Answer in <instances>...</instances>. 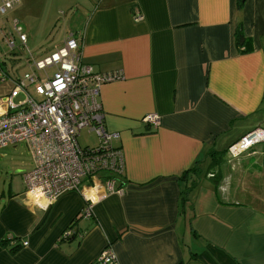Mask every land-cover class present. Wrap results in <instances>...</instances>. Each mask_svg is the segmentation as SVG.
<instances>
[{"label":"crops","instance_id":"crops-1","mask_svg":"<svg viewBox=\"0 0 264 264\" xmlns=\"http://www.w3.org/2000/svg\"><path fill=\"white\" fill-rule=\"evenodd\" d=\"M74 4L83 18L61 44L74 34L84 63L122 74L99 92L105 127L118 133L122 192L96 197L88 216L79 191L42 207L21 171L0 190V264H99L104 249L111 264H264V142L226 153L264 129V0ZM2 57L3 99L28 71L6 70ZM150 113L157 127L142 121Z\"/></svg>","mask_w":264,"mask_h":264},{"label":"built area","instance_id":"built-area-1","mask_svg":"<svg viewBox=\"0 0 264 264\" xmlns=\"http://www.w3.org/2000/svg\"><path fill=\"white\" fill-rule=\"evenodd\" d=\"M21 0H0V16L20 4ZM142 19L137 15L136 21ZM6 47L13 51L16 40L26 41L22 27L14 21L9 31L1 30ZM31 71L14 82L8 96L0 98V149L24 144L33 166L23 173L26 194L42 207L54 202L61 194L79 191L87 206L84 215H90L96 197L109 193H121L116 188L117 176L123 172L121 150L112 142L118 133L106 129L99 102L100 87L104 83L122 78L120 71L97 72L82 61L74 34L40 59H31ZM41 98L36 99L28 91L29 85L40 81ZM22 95L21 98H18ZM17 99V102H14ZM142 121L157 127L159 115L150 113ZM83 129L94 133L97 142L81 147L77 137ZM264 142V129L256 127L227 148L229 158H236L258 143ZM103 178V191L96 194ZM90 181L89 193L83 181ZM70 232L68 233V235ZM26 243H24L25 245ZM115 256L104 249L98 256L99 264H111Z\"/></svg>","mask_w":264,"mask_h":264},{"label":"rangeland","instance_id":"rangeland-1","mask_svg":"<svg viewBox=\"0 0 264 264\" xmlns=\"http://www.w3.org/2000/svg\"><path fill=\"white\" fill-rule=\"evenodd\" d=\"M21 1L22 3L20 2L16 10H8L4 17L9 21L8 29L10 30V21L15 18L19 20L27 37L26 45L20 47L16 40V47L13 51H10L4 44L0 46V53H5V57H2L3 67L8 71L12 69L14 74L19 75L30 72L31 59H39L51 52L55 46L60 45L65 34L75 31L83 18L82 9L75 6V0ZM42 73V71L39 72L40 81L29 85L28 88L36 99L41 98L44 82ZM14 102H17V99ZM77 141L81 147H84L96 144L97 139L94 133L83 129ZM31 162V156L24 144L0 149V190L6 191L12 179L14 185L17 186L21 171L30 169Z\"/></svg>","mask_w":264,"mask_h":264},{"label":"trees","instance_id":"trees-1","mask_svg":"<svg viewBox=\"0 0 264 264\" xmlns=\"http://www.w3.org/2000/svg\"><path fill=\"white\" fill-rule=\"evenodd\" d=\"M221 154L223 155V154H225L224 152H221ZM187 171H193V172H195V170H194V168H192V169H188Z\"/></svg>","mask_w":264,"mask_h":264},{"label":"water","instance_id":"water-1","mask_svg":"<svg viewBox=\"0 0 264 264\" xmlns=\"http://www.w3.org/2000/svg\"><path fill=\"white\" fill-rule=\"evenodd\" d=\"M242 39H243V37H242V36H240V37H239V40H240V41H242Z\"/></svg>","mask_w":264,"mask_h":264}]
</instances>
